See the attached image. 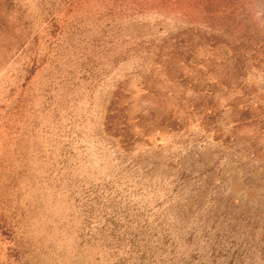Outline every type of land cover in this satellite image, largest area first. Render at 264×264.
Returning a JSON list of instances; mask_svg holds the SVG:
<instances>
[{
	"label": "rangeland",
	"instance_id": "rangeland-1",
	"mask_svg": "<svg viewBox=\"0 0 264 264\" xmlns=\"http://www.w3.org/2000/svg\"><path fill=\"white\" fill-rule=\"evenodd\" d=\"M0 264H264V0H0Z\"/></svg>",
	"mask_w": 264,
	"mask_h": 264
}]
</instances>
